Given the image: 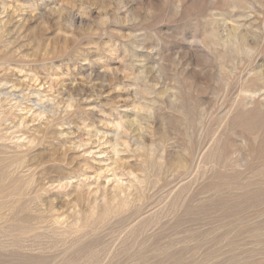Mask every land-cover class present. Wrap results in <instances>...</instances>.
I'll list each match as a JSON object with an SVG mask.
<instances>
[{
  "label": "rangeland",
  "instance_id": "obj_1",
  "mask_svg": "<svg viewBox=\"0 0 264 264\" xmlns=\"http://www.w3.org/2000/svg\"><path fill=\"white\" fill-rule=\"evenodd\" d=\"M0 264H264V0H0Z\"/></svg>",
  "mask_w": 264,
  "mask_h": 264
}]
</instances>
